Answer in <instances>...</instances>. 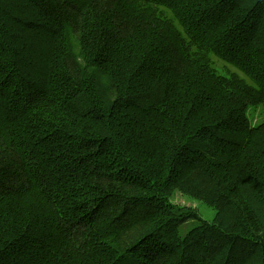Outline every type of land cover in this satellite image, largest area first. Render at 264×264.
I'll list each match as a JSON object with an SVG mask.
<instances>
[{"label":"trees","instance_id":"trees-1","mask_svg":"<svg viewBox=\"0 0 264 264\" xmlns=\"http://www.w3.org/2000/svg\"><path fill=\"white\" fill-rule=\"evenodd\" d=\"M259 107L264 0H0V264H264Z\"/></svg>","mask_w":264,"mask_h":264},{"label":"rangeland","instance_id":"rangeland-1","mask_svg":"<svg viewBox=\"0 0 264 264\" xmlns=\"http://www.w3.org/2000/svg\"><path fill=\"white\" fill-rule=\"evenodd\" d=\"M219 65L222 66V63L219 62ZM263 116L264 113L262 107H259L256 111L254 109H250L249 111V117L252 122H261L263 120ZM174 200L180 204L193 205L198 209L200 216L199 219L192 218L179 225L177 232L181 236L185 235L201 219L211 221L216 216V210L202 200L194 199L181 193H177L174 197Z\"/></svg>","mask_w":264,"mask_h":264}]
</instances>
